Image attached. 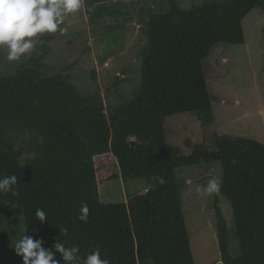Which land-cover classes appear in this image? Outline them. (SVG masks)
<instances>
[{
	"label": "trees",
	"instance_id": "obj_1",
	"mask_svg": "<svg viewBox=\"0 0 264 264\" xmlns=\"http://www.w3.org/2000/svg\"><path fill=\"white\" fill-rule=\"evenodd\" d=\"M104 1L86 0L85 7ZM263 8L264 0H202L192 9L170 0L144 26L132 100L106 112L98 95L81 97L62 76H41L40 57L57 33L45 34L38 59L0 78V179L16 175L19 193H0V223L22 214L26 234L43 237L46 248L59 241L78 246L81 256L99 248L109 264H194L174 170L218 161L239 247L231 258L215 207L219 262L264 264V144L217 136L213 148L194 147L188 159L173 160L164 122L183 114L202 126L212 122L203 63L219 45H242L243 19ZM138 179L154 183L126 202L103 203L117 181ZM83 204L87 222L78 219ZM37 207L47 212L44 222Z\"/></svg>",
	"mask_w": 264,
	"mask_h": 264
},
{
	"label": "rangeland",
	"instance_id": "obj_2",
	"mask_svg": "<svg viewBox=\"0 0 264 264\" xmlns=\"http://www.w3.org/2000/svg\"><path fill=\"white\" fill-rule=\"evenodd\" d=\"M183 9L199 7L202 0H175ZM170 0H105L70 14L64 35L56 34L44 57L41 43L28 58L8 62L0 50V78L17 74L30 58L40 57L42 77L62 76L79 96L98 95L103 110L132 100L140 79V52L145 24L163 13ZM244 43L219 45L203 63L209 85L212 122L202 126L187 114L167 118V144L172 159L186 160L194 147L213 148L217 136L252 139L264 144V8L253 9L242 21ZM29 139L24 135L19 146ZM175 176L194 264H221L216 237L215 207L228 230L231 258L239 255L232 210L219 191L197 193L210 179L222 182L218 161L177 166ZM153 179L117 181L102 193L103 203L126 202L145 192ZM25 231L22 214L0 223V264H22L12 245Z\"/></svg>",
	"mask_w": 264,
	"mask_h": 264
},
{
	"label": "clouds",
	"instance_id": "obj_3",
	"mask_svg": "<svg viewBox=\"0 0 264 264\" xmlns=\"http://www.w3.org/2000/svg\"><path fill=\"white\" fill-rule=\"evenodd\" d=\"M86 6V0H0V50L6 52L8 62H19L28 58L42 42L45 34L64 35L67 17L75 14ZM18 178L16 175L4 176L0 179V193L11 192L16 196ZM221 181L210 179L206 186H197L201 195L219 193ZM16 207V205H13ZM89 209L86 204L80 208L78 219L87 222ZM35 217L44 222L47 212L40 207L35 209ZM67 235V229H61ZM43 237L22 232L12 245L15 254L21 257L22 264H61L56 253L64 264H109L102 258L99 248L80 255L78 246L67 247L65 243L54 241L52 249L44 246ZM222 264V262H221Z\"/></svg>",
	"mask_w": 264,
	"mask_h": 264
}]
</instances>
